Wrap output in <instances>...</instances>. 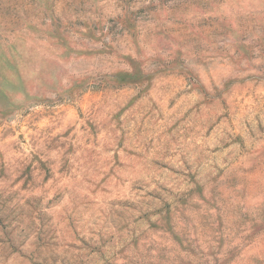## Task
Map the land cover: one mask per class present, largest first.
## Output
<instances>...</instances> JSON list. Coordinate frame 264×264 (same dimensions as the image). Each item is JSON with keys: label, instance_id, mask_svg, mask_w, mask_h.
<instances>
[{"label": "rangeland", "instance_id": "rangeland-1", "mask_svg": "<svg viewBox=\"0 0 264 264\" xmlns=\"http://www.w3.org/2000/svg\"><path fill=\"white\" fill-rule=\"evenodd\" d=\"M0 264H264V0H0Z\"/></svg>", "mask_w": 264, "mask_h": 264}]
</instances>
